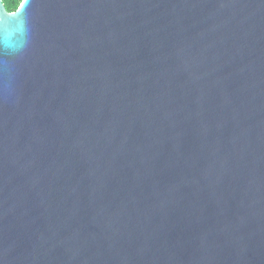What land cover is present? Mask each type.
<instances>
[{
	"label": "water",
	"instance_id": "obj_1",
	"mask_svg": "<svg viewBox=\"0 0 264 264\" xmlns=\"http://www.w3.org/2000/svg\"><path fill=\"white\" fill-rule=\"evenodd\" d=\"M22 4L0 264H264V0Z\"/></svg>",
	"mask_w": 264,
	"mask_h": 264
},
{
	"label": "clouds",
	"instance_id": "obj_2",
	"mask_svg": "<svg viewBox=\"0 0 264 264\" xmlns=\"http://www.w3.org/2000/svg\"><path fill=\"white\" fill-rule=\"evenodd\" d=\"M9 15L20 16L15 26L10 31H6L2 37H0V50L9 54H16L22 52L29 42L28 28L26 26L25 18L19 9L16 12L8 13ZM19 35L22 39H13L14 35ZM7 88V85L4 86ZM4 100H9V96L6 94Z\"/></svg>",
	"mask_w": 264,
	"mask_h": 264
},
{
	"label": "trees",
	"instance_id": "obj_3",
	"mask_svg": "<svg viewBox=\"0 0 264 264\" xmlns=\"http://www.w3.org/2000/svg\"><path fill=\"white\" fill-rule=\"evenodd\" d=\"M22 0H2V3L7 11L15 10L21 3Z\"/></svg>",
	"mask_w": 264,
	"mask_h": 264
},
{
	"label": "snow or ice",
	"instance_id": "obj_4",
	"mask_svg": "<svg viewBox=\"0 0 264 264\" xmlns=\"http://www.w3.org/2000/svg\"><path fill=\"white\" fill-rule=\"evenodd\" d=\"M27 2H28V0H26V3H27ZM24 8H25V5L22 4L21 7H20V9H19V13H22V12L24 11ZM2 15H3V13L0 12V16H2Z\"/></svg>",
	"mask_w": 264,
	"mask_h": 264
}]
</instances>
